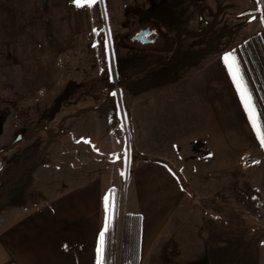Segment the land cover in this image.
<instances>
[{
  "label": "rangeland",
  "instance_id": "obj_1",
  "mask_svg": "<svg viewBox=\"0 0 264 264\" xmlns=\"http://www.w3.org/2000/svg\"><path fill=\"white\" fill-rule=\"evenodd\" d=\"M38 1L40 30L47 34L40 32L38 57L21 61L7 57L11 64L0 71V151L19 135H27L38 121L47 120L50 132L38 130L33 138L0 155V226L20 220L67 190L63 166L81 161L87 175L104 173L118 183L114 264H123L120 213L122 203L125 211L132 204V171L129 164L120 165V155L99 158L88 147H84L87 153L79 154L78 116L100 109L121 121L129 103L141 126L140 100L148 90L156 92L188 80L187 84L194 83V68L210 67L212 72L221 67L226 51H264V0H219L218 6L215 0H94L91 7H78L74 0ZM258 9L261 14H248ZM154 22L162 32L169 31L168 48L178 47L177 57L173 52H158V44L123 45L121 38ZM171 95L174 93H163L162 97ZM69 149L71 156L66 154ZM124 156L131 158L130 154ZM174 172L194 206V191L180 171ZM205 205L200 202L204 212ZM180 212L147 253L144 264H264V235L223 237L206 234L210 229L206 225L198 234L202 227L194 225V209L192 217L185 216L183 209ZM201 221H206V214L203 219L199 216ZM132 233L134 242L138 232ZM201 245L206 248L196 247Z\"/></svg>",
  "mask_w": 264,
  "mask_h": 264
},
{
  "label": "crops",
  "instance_id": "obj_2",
  "mask_svg": "<svg viewBox=\"0 0 264 264\" xmlns=\"http://www.w3.org/2000/svg\"><path fill=\"white\" fill-rule=\"evenodd\" d=\"M38 2L34 0L33 8V0H0V71L11 64L7 57L20 61L38 57L42 31ZM225 53L235 55L259 117L257 127L264 135V51H226L221 67L212 72L210 67H195L194 83L187 84L188 80L156 92L148 90L140 100L141 126L136 124L129 103L121 121L100 109L78 116L79 154L88 147L99 158L120 155V165L127 163L132 171V204L125 211L122 203L120 213L123 264H144L147 253L161 241L169 222L182 209L190 217L194 209V225L202 227L194 233L199 234L206 225L210 228L206 234L223 237L264 235V147L224 62ZM228 62L233 64L231 57ZM171 92L172 97H162ZM66 154L73 155L70 149ZM247 155L261 160L245 168ZM81 163L68 161L63 166L67 190L20 220L0 226V264H97L100 233L107 231L110 191L118 183L104 173L87 175ZM174 171H180L194 191V206ZM66 181L62 186L66 187ZM200 202L206 203L205 212ZM203 214L206 221L198 222ZM126 217L127 227L136 221L138 236L133 251L125 246L124 256Z\"/></svg>",
  "mask_w": 264,
  "mask_h": 264
},
{
  "label": "trees",
  "instance_id": "obj_3",
  "mask_svg": "<svg viewBox=\"0 0 264 264\" xmlns=\"http://www.w3.org/2000/svg\"><path fill=\"white\" fill-rule=\"evenodd\" d=\"M118 209H119V190L112 189L110 191L109 208H108V225L107 231L104 234V240L101 252L102 264H114V256L116 252V242L115 233L117 227L118 219ZM133 230H136L133 225L130 226L129 230L127 227V217L125 224V234H124V256H125V246L128 242V250L133 251L136 241L133 242ZM128 237V238H127ZM138 264V263H137Z\"/></svg>",
  "mask_w": 264,
  "mask_h": 264
},
{
  "label": "flooded vegetation",
  "instance_id": "obj_4",
  "mask_svg": "<svg viewBox=\"0 0 264 264\" xmlns=\"http://www.w3.org/2000/svg\"><path fill=\"white\" fill-rule=\"evenodd\" d=\"M215 4L218 6L220 4V1L215 0ZM248 14L259 15V14H261V10L258 9L255 11H250V12H248ZM145 30L151 31V34L146 35V38L143 37L142 38L143 40H141V42H139L137 40V37H138L139 33H141L142 31H145ZM168 33H169V31H167V32L165 31V33H164L160 29H158L157 22H154V23H152V25H143L141 28H139L137 30L136 33H134L133 35L127 34L124 38H121V40H122L123 45H128V46L131 42L137 43L138 47H142V46L148 47V46H153V45L158 44L159 45V50H157L158 52H161V53L173 52L174 56L177 57L180 53L177 50L178 47H176V49H174V50L168 48V44H167L168 38H171ZM164 39L166 42H164ZM70 115H72V114H70ZM47 124H48L47 120H45L43 122L38 121L37 124L35 125V127L27 135H25V136L22 135V136L27 137L29 134L32 133V136L30 138H33L35 136V133L38 130H42V129L45 130L46 132H50V128L47 127ZM37 127H39V128H37ZM30 138H28V139H30ZM4 153H2V154H4ZM1 166H2V164L0 163V167Z\"/></svg>",
  "mask_w": 264,
  "mask_h": 264
},
{
  "label": "snow or ice",
  "instance_id": "obj_5",
  "mask_svg": "<svg viewBox=\"0 0 264 264\" xmlns=\"http://www.w3.org/2000/svg\"><path fill=\"white\" fill-rule=\"evenodd\" d=\"M74 3L78 6H84L87 5L91 7V5L94 3V0H74ZM229 57H231L233 64L236 65V71H233V64H230ZM224 62L226 66L229 69V74L232 76L234 83H236L237 90L240 93L241 100L244 103L245 110L248 113L249 120L253 125L254 130L257 131V137L260 140L261 146L264 147V135L260 134V131L257 127L259 117L255 114V108L254 105L251 104V95L247 93L246 86L243 85V77L242 75L239 74V65L236 63V58L233 53H225L224 57ZM239 76V79H238ZM103 240H104V232L102 231L100 233V241H101V246L103 245ZM102 251V247L98 249V258H97V264H102V261L99 257V253Z\"/></svg>",
  "mask_w": 264,
  "mask_h": 264
},
{
  "label": "water",
  "instance_id": "obj_6",
  "mask_svg": "<svg viewBox=\"0 0 264 264\" xmlns=\"http://www.w3.org/2000/svg\"><path fill=\"white\" fill-rule=\"evenodd\" d=\"M148 34H151V31H147V30L142 31L141 33H139V35H138V37H137V40H138L139 42H141V40H143L142 38H143V37L146 38V35H148ZM37 128H39V127H37ZM31 136H32V133L29 134L27 137H23L22 135H19V136L16 138V140L12 143V145H11L10 147H8V148H6V149L0 151V155H1L2 153H4V152H8V151L12 150L17 144H19L20 142H22V141L25 140V139L30 138Z\"/></svg>",
  "mask_w": 264,
  "mask_h": 264
},
{
  "label": "built area",
  "instance_id": "obj_7",
  "mask_svg": "<svg viewBox=\"0 0 264 264\" xmlns=\"http://www.w3.org/2000/svg\"><path fill=\"white\" fill-rule=\"evenodd\" d=\"M260 158L253 156V155H249L244 157V166L245 168H250L255 166L256 164H258L260 162Z\"/></svg>",
  "mask_w": 264,
  "mask_h": 264
}]
</instances>
